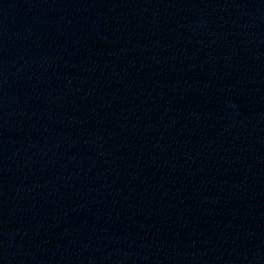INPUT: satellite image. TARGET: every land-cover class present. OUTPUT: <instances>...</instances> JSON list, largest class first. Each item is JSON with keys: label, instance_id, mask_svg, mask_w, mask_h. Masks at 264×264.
Masks as SVG:
<instances>
[{"label": "water", "instance_id": "water-1", "mask_svg": "<svg viewBox=\"0 0 264 264\" xmlns=\"http://www.w3.org/2000/svg\"><path fill=\"white\" fill-rule=\"evenodd\" d=\"M0 264H264V0H0Z\"/></svg>", "mask_w": 264, "mask_h": 264}]
</instances>
